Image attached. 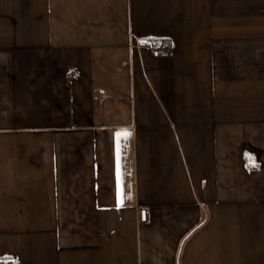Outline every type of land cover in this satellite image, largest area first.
Returning <instances> with one entry per match:
<instances>
[{"label":"crops","instance_id":"0c3cea01","mask_svg":"<svg viewBox=\"0 0 264 264\" xmlns=\"http://www.w3.org/2000/svg\"><path fill=\"white\" fill-rule=\"evenodd\" d=\"M10 259L264 264V0H0Z\"/></svg>","mask_w":264,"mask_h":264},{"label":"built area","instance_id":"2783aa9c","mask_svg":"<svg viewBox=\"0 0 264 264\" xmlns=\"http://www.w3.org/2000/svg\"><path fill=\"white\" fill-rule=\"evenodd\" d=\"M141 46L151 52L154 57H169L173 53V44L164 40L146 39ZM139 218L141 221L147 220V210L145 208L140 209ZM0 264H19L17 260L0 261Z\"/></svg>","mask_w":264,"mask_h":264},{"label":"snow or ice","instance_id":"6c2138e0","mask_svg":"<svg viewBox=\"0 0 264 264\" xmlns=\"http://www.w3.org/2000/svg\"><path fill=\"white\" fill-rule=\"evenodd\" d=\"M116 136H117L118 141H119V137L121 136V133H120V132H117V133H116ZM118 195H119V193H118Z\"/></svg>","mask_w":264,"mask_h":264}]
</instances>
